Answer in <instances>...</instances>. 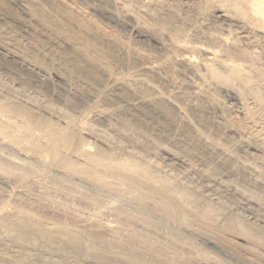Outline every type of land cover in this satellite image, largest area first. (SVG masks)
Masks as SVG:
<instances>
[{
    "label": "rangeland",
    "instance_id": "obj_1",
    "mask_svg": "<svg viewBox=\"0 0 264 264\" xmlns=\"http://www.w3.org/2000/svg\"><path fill=\"white\" fill-rule=\"evenodd\" d=\"M31 1L35 2L37 10L43 11L44 16L39 15L40 11L37 15L27 11ZM206 1L0 0V99L13 106L18 105V108L36 109L49 125L68 128L69 132H76L79 128L77 132H82V136L90 141L93 153L98 149L105 156L114 155L138 162L142 159L154 176L172 181L173 191L186 188L185 191L198 199L200 206L207 203L216 207L214 210L219 218L216 216L212 220L216 224L225 223L231 216L260 232L263 230L261 233L264 235V119L261 114H256L254 119L246 114L244 102L250 107L254 106V101L243 87L240 88V84L206 80L202 67L199 70L203 78L187 69L184 63L186 55L194 54L188 50L191 43L195 46L201 42L202 45L208 43V34L214 30L221 32L226 24L221 16L227 8L222 10L215 3L210 6L212 2ZM230 10L229 16L233 14L230 17L236 18V12ZM67 14L73 20H68ZM240 16L236 20L250 24ZM47 17L62 25L54 27L55 23L44 20ZM81 26H85L83 30ZM260 31L258 37L262 36L260 44L263 46L264 31ZM233 32H230V38L239 40V37L242 47L246 40L243 36L247 34H237L238 30ZM174 38H179L183 45L176 43ZM88 40L93 47L99 48L97 50L105 52V55L99 52L98 61L106 58L105 62L102 61L105 67L109 65L106 68L113 72L112 77L103 72L102 61L103 69L97 60L93 61L91 54L79 53L78 49L84 48ZM260 44L257 50L264 51ZM259 51L257 54L262 61H256L253 72H249L256 74L255 77L264 73V52ZM198 54L194 55L200 59L199 62L205 59ZM89 58L100 67L91 64ZM147 66H154L156 72L144 73L142 70ZM255 69L262 72H255ZM132 73L141 74L156 91L137 85L138 88L133 86L137 94L125 92L123 81L132 82L129 79ZM262 75L257 76L259 82H255L260 83L258 85L261 86H257L264 94ZM204 79L213 84L206 83ZM171 94L175 96L172 100L185 106L191 127L186 124L187 118L182 120L180 117L183 116L166 104L142 103L144 98L148 100ZM195 129L204 131L220 144L224 143V147L234 153L230 154L231 159L226 158L227 154L222 155L219 149H212V145H205ZM0 150L2 215L25 220L33 226L38 224L48 230L72 229L71 232L81 236L83 244L85 240V246L97 244L96 247H104L103 250L108 252L119 249L131 253L132 250L144 260L155 259L160 264H264L260 256L246 247L238 245L234 251L228 241L203 236L201 227H196L197 222H193L195 227L186 225L178 228L173 226L174 223L164 221L158 212H152L151 217L155 215L152 218L141 219L144 216L137 212L139 210L134 204H128L124 199L122 203L118 196L81 177L61 172L64 170L60 167L50 168L49 158L43 154L44 148H39L36 153V150L21 145L19 151L28 158L25 163L15 160L18 151L14 148L0 143ZM32 150L36 152L32 154ZM146 218L154 220L148 222ZM220 237H225L223 232ZM205 238L213 240L215 245H207ZM55 241V245L60 246L59 239ZM41 248L27 245L20 248L14 242L7 243L3 255H0V264H4L1 261L4 256L12 258L5 264H16L18 260L22 264H77L73 258H63V253L49 254ZM21 253H26L22 255L27 259L22 258Z\"/></svg>",
    "mask_w": 264,
    "mask_h": 264
},
{
    "label": "bare ground",
    "instance_id": "obj_2",
    "mask_svg": "<svg viewBox=\"0 0 264 264\" xmlns=\"http://www.w3.org/2000/svg\"><path fill=\"white\" fill-rule=\"evenodd\" d=\"M209 1L212 2V3H210V6L213 5V3H215L218 7H221L222 10H224V8L225 9L227 8V10H225L224 13L221 12V13H223V15L221 17H222V19L224 18L223 20H224V22H226V24H224L222 22L224 24V28H223V26H220L221 28H223V30H220L221 32H217L219 30H216V31L214 30L215 32L214 31L212 32L214 34H212V33L210 34L208 32L209 33L208 34L209 39H208V35H207V39L209 40V42L207 41L208 43H206V44L204 43L202 45V42H201L200 44L202 46L201 45L195 46L196 44H193V43H191L192 46L189 45L188 50H190L191 53L192 52L194 54L199 53L205 59L204 60L201 59L203 62L202 61L199 62L200 59L198 60L197 56H195L194 54H188L184 57V61H185L184 63L186 64L185 67L187 69L194 71L195 74L199 73L200 77H202V78H203L202 74H204V77L206 78V80L208 79V80H212L213 82H219V83L240 84L241 85L240 88L243 87V89L245 90V93L249 97H251L252 101H254V104L252 103L254 106H250V107L246 102L242 101V103L243 102L245 103V105H243V108L246 110V114L250 118H253V119L256 116V114H261V116L264 119V94H262V91H260V89H259V87L261 85L259 86L258 84H260V83L257 84L255 82V80L258 81V79H256V78L260 77V75H262V73L259 76L257 75L258 77L257 76L255 77V75H256L255 73H254L255 75H252L253 73L252 74L249 73L252 70H254L257 63H260L259 61H262V60H259V56H258L259 53L257 54V51H259V50H257V46L260 44V42H261L260 38L262 37L261 36L262 33L260 34L261 37L260 38L258 37L259 36L258 31L259 30L264 31V0H207L206 2L209 3ZM28 7H27L28 8L27 11L29 10L30 13H33V14L35 13L37 15L38 12L40 11V10H37L35 8L36 7L35 2L31 1L29 3ZM213 8H215V7H213ZM219 9L220 8H218V10ZM229 9H231L230 10L231 12H234V11L236 12L235 13L236 15L234 14L236 16V18H238V16L241 15L240 16L241 19H243V17H245V20L247 19V21H249L248 23H250V24L249 25H247V23L244 24L243 22H240V20L239 21H238V19L236 20L235 17H234L235 20L232 19L230 16H233V14L229 16V14H231L229 12ZM42 12L39 15L44 16V14H42ZM237 13H238V16H237ZM45 15H47V14H45ZM66 17L68 20H73V17L71 18V16L68 14ZM44 18H46V17H44ZM44 20L45 21L47 20L46 22H48V23L49 22L55 23L54 27L56 25V28H58L59 26L62 25V24L60 25V23L58 21H56V19H55V21L51 20V17H47V19H44ZM48 23H46V24H48ZM57 23H59V25ZM219 25H217V26H219ZM83 27H85V26H81L82 30H83ZM220 27H217V28H220ZM233 29H236V31L234 30L235 32H237V30H238V32L240 31L237 34H241V35L247 34L246 36H243V38L246 39L245 40L246 42L243 41L245 45L241 42L244 47L243 46L241 47V44H239V40H240L239 37H238L239 40H236V39L233 40L234 38L233 39L230 38V37H232L230 32H233ZM88 32H90V30ZM224 32H226V34ZM227 32H228V35H227ZM235 32H233V33H235ZM256 32H257V34H256ZM92 35H93V33H92ZM92 37H94V36H92ZM66 39H68V38H66ZM174 39L176 40L175 41L176 43L177 42H178V44L181 43L179 41V38H174ZM251 40H254V41H251ZM262 42H263L262 43L263 46L261 44L260 45L262 47H264V40ZM183 43L180 45H183ZM256 43L257 44L259 43V44L257 45ZM86 44L87 45H85L84 48L78 49L79 53H84L87 55L91 54L93 57L92 56H90V57L94 59L93 61L97 60V62H98L97 64H100V61H102V59H103V61L106 59V58L105 59L102 58L101 60L98 61V59H100V58H98L97 56H99L101 54V53L99 54V52H102L101 55H103L105 52L103 53V51H100L101 49L97 50L99 48L96 49L95 48L96 46L93 47V44H90L89 40H88V43L86 42ZM261 46H259V47H261ZM260 51L262 52L263 50H260ZM199 54H198V56H199ZM110 55H111V53H110ZM110 55H108V56H110ZM106 56H103V57H106ZM91 58H89V59H90V62L92 64L93 62L91 61ZM87 60H88V58H87ZM103 61L101 62V64H102V66L104 65L103 67H105L104 62L106 60L104 62ZM256 61H258V62L255 63ZM94 64H96V63H93V65ZM101 64H100V66H101ZM259 65L257 67H259ZM94 66H96V65H94ZM98 66H96V67H98ZM102 66H101V68H102ZM108 66L109 65H106V67H108ZM106 67L104 68L103 72L105 74L107 73V75L109 74V77H110L111 73H113V72L109 71V69H107ZM201 67L203 68L202 70L204 73L200 72L199 68H201ZM155 70L156 69L154 66H147L142 71L146 74H148V73L150 74V73L156 72ZM257 71H259L258 73L262 72V71H260V69L256 70L255 72H257ZM263 71H264V68H263ZM138 74L134 75V73H132L133 76L129 75V77H130L129 79H131L132 82H128V81L125 82L122 79V81L124 82L123 85H124V91L125 92H127L128 94L134 95L136 93V89H134V87H136L137 85L139 87L141 85L145 86L147 90L152 89L153 91H156L155 90L156 88L154 89L153 86H150L147 83V80L145 78H142L141 74H139V75ZM112 75H114V74H112ZM112 75H111V77H112ZM263 75H264V73H263ZM119 77H121V76H117L116 78H119ZM263 78H264V76H263ZM206 80L204 79V81H206ZM262 80H261V82H262ZM202 82H203V80H202ZM210 82L211 81H208V82L206 81V83L213 84L212 82L211 83ZM122 83L120 85H122ZM138 86H137V88H138ZM121 87L123 88V86H121ZM262 87L264 88V86H262ZM240 92H242V91H240ZM247 95H245V98H247L246 97ZM172 96H173L172 94L170 96H167V97L156 96V97L150 98L148 100L146 98H144V100H142V103L143 104H151V103L154 104V103L158 102L159 104H166V107L169 106L173 111L177 112L178 115L180 114L183 116V117H180V118H182V120L183 119L185 120V118H187L185 106L182 105L181 103H178V101L172 100L175 97V96L174 97H172ZM3 97L5 98V96H3ZM243 100H245V99H243ZM8 102L3 101L2 98L0 99V143H2V145L6 144V145L10 146L11 148H14L15 150L17 147H19L21 149V145L25 146V147L32 148L33 150H36V151L39 150V148H44L43 154H46L45 158H49L48 161L50 163V168L52 166H53V168L60 167L62 170H64L61 172H65L67 174L69 173L75 177L76 176L81 177V179L83 178L87 182H91L92 184H95L96 186L100 187L101 189H103V191H107L110 194L112 193L113 195L118 196L119 200L122 201V199H124V200H126V202L128 201V204L129 203L134 204L139 210L137 212L140 213L141 216L142 215L144 216V217L140 216L141 219L144 218V220H145V217H149V216L151 217L152 212H155L154 214H156V212H158L160 214V216H163L164 221L166 220L169 223L172 222L175 224L173 226H177L178 228L183 227V226L186 227V225L187 226L192 225V227H195L196 226L195 224L197 222L198 226H196V227H201L200 230L202 231L203 236L205 235L207 238L210 237L213 240L217 239V240H220L222 242L228 241L229 247L234 251H236V248L238 247V245H241V247H246L247 249L251 250L253 252V254L260 256L261 259L264 260V235H263V233H261L263 230L260 232L259 230L254 229L255 227L253 228V227H250L248 225H245L242 222H240L238 219L231 217V216L228 218V220H225L226 221L225 223L219 224L217 222V224H216L214 221H212L216 216H217V218H219L217 211L214 210V209H216V207L214 208L213 205L211 207L209 204L207 205V203L205 204V206L202 205L203 207L200 206L198 199L195 196H192L191 194H189V191L188 192L185 191L186 188H183L184 190L173 191L172 186H171L172 181L169 182L170 180H167L163 177L154 176L152 171L147 167L148 165L143 164L142 159H141V162H138L137 160L133 161L131 159L116 158L114 155H109V156L106 155L105 156L104 155L105 153L102 152L101 150H98V149L96 151H94V153H93L91 150V148L93 146L90 143V141L87 140L84 136H82V132H79V133L77 132V131H79V128L76 132H72V131L69 132L70 129L68 131V128L66 129V128H62V127H56L53 125H49L48 122H46V120H44V118H42V116L40 114L41 112L39 113L36 109L28 108V107L21 108L20 106H19L20 108H18V105H17V107H16V105H14L15 106L14 107L13 104H10V102L9 103ZM235 107H236V105H235ZM102 112H104V111H102ZM257 118H259V117H257ZM185 121H186L187 126L191 127V124L189 122H187V121H189L188 118ZM243 131L245 132V130H243ZM251 131L253 132L252 129H251ZM260 132L261 131H259V133ZM195 133L199 136L200 139H202V141L204 139V142H203L204 144L208 143V144H210L209 146H211V145L213 146L212 149H217V151H219V150L222 151L223 152L222 155L227 154L226 155L227 157L223 156L224 158L225 157L230 158V156H232V155H230L232 153V151L230 153L229 149L224 147V145H223L224 143L223 144L221 143L222 144L221 145L219 143V141H215L214 139H212L209 135H207L206 133H204V131H201L200 129H195ZM251 137H252V135H251ZM240 139H239V142H240ZM115 144H117V143H115ZM237 144H239V143H237ZM19 148H17L18 150H16L18 152H16V154H15L16 155L15 160L18 159V161H24V163H25V160H27L28 158L26 155L22 154L19 151ZM94 148H96V146ZM97 148H99V147H97ZM36 151H33L32 154H34ZM38 152L39 151H37L36 153H38ZM232 154H234V153H232ZM84 158H86V160ZM238 158H240V157H238ZM82 159H83V161H82ZM41 160L44 161V159H41ZM218 165H219V163H218ZM241 165H240V167H241ZM32 167L33 166H31V169H32ZM232 167H233V165H232ZM240 167H239V169H240ZM37 169H38V167H37ZM257 169H258V167H257ZM253 171H255V170H253ZM255 175H256V173H255ZM58 177H59V175H58ZM175 180H177V179H175ZM181 187H179V188H181ZM190 190H191V188H190ZM194 194H195V192H194ZM245 194H247V193H245ZM123 201H122V203H123ZM121 205H123V204H121ZM124 208L126 210V207H124ZM20 212H22V211H20ZM154 214L152 215V217L155 216ZM221 215L222 214H220V216ZM149 218H146V219L149 220ZM15 219H17V218H15ZM15 219H13L12 217H7V216H5V214L2 215V211H0V255H3V251H4V248L7 247V243H9V245H10V243L14 242L16 244H19L20 248H21V246H25V245H27V246H40L43 249H45L49 254L61 253V255H62V253H63V258L64 257L66 259L67 258H71V259L73 258L77 264H117V263L118 264H160V263L155 262V259H154V261L144 260L142 258V256H137L138 254H136V255L133 254L132 250H131V253H128V252L125 253L126 250L120 251L119 249H118V251L116 250L114 252L113 251L108 252V251H105L106 249L103 250L104 247H102V246L101 247L103 249L98 248L99 246L96 247L97 244H94L95 242H92V241H90L91 244L93 243L95 246L90 245V244H88L90 246H88V245L85 246V240H84V244H83V239H81V236L79 237L78 234L76 235L73 231L71 232L72 229L69 231V229L67 228L68 231H61V230L54 227L55 229L52 228V230H48L46 228L44 229V228L39 227L38 224H37V226H35L36 224L33 226V225H31V223L24 222L25 220L21 221V219H18V220H15ZM150 220L153 221L154 219H150ZM150 220L148 222H150ZM141 221H143V220H141ZM47 222L48 221H46V223ZM43 225H45V224H43ZM63 226L64 225H62V227ZM214 226H216V228ZM257 226H258V224H257ZM217 227H219V228H217ZM74 229H76V228H74ZM120 230H121V228H120ZM79 231L80 230H78V232ZM201 231L199 233H201ZM222 232L225 236L223 239H221V237H220V234ZM55 234H58L57 235L58 237ZM87 238H91V237H87ZM56 239H59L60 246L55 245L57 243L55 241ZM211 239H206V241H204L202 239L201 240L206 242V244L211 247V246L215 245V243L213 242V240L211 241ZM197 240H198V238H197ZM96 243H97V241H96ZM125 247H126V245H125ZM132 247H134V246H132ZM31 248H33V247H31ZM136 248H138V247L136 246ZM217 248H218V246H217ZM6 249H5V251H6ZM37 249H39V248L37 247ZM113 249L115 250V248H113ZM35 250H36V248H35ZM22 251L25 252L24 250H22ZM46 251H44V252H46ZM6 253H9V252H6ZM26 253H27V251H26ZM30 253H32V252L30 251L29 254ZM233 253L234 252H232L231 256H233ZM22 254L23 253H21V255ZM25 254H23V255H25ZM222 254H224V253H222ZM146 256L147 255H145V257ZM19 257H20V255H19ZM260 257H257V259L259 260ZM22 258H25V256H23ZM11 259L12 258H9L8 256H4L1 261L5 264V263L10 262ZM25 259H27V258H25ZM17 260H18V258H17ZM248 261H251V260L248 259ZM15 263L18 264V263H20V261L19 260H18V262L15 261ZM22 263H20V264H22Z\"/></svg>",
    "mask_w": 264,
    "mask_h": 264
}]
</instances>
